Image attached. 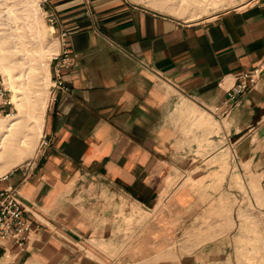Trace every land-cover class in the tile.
<instances>
[{
	"label": "crops",
	"instance_id": "1",
	"mask_svg": "<svg viewBox=\"0 0 264 264\" xmlns=\"http://www.w3.org/2000/svg\"><path fill=\"white\" fill-rule=\"evenodd\" d=\"M41 4L56 19L57 51L68 32L73 63L40 112L3 115L11 107L0 97V117L40 133L35 154L43 134L51 140L25 179L0 161V190H19L31 224L24 247L0 245V264H138L131 252L113 256L115 245L152 250L162 222L200 216L198 196L176 181L204 165L195 154L229 147L238 174L264 168V72L228 96L238 73L264 58V0L197 22L133 0ZM20 139L32 152L30 133Z\"/></svg>",
	"mask_w": 264,
	"mask_h": 264
},
{
	"label": "rangeland",
	"instance_id": "2",
	"mask_svg": "<svg viewBox=\"0 0 264 264\" xmlns=\"http://www.w3.org/2000/svg\"><path fill=\"white\" fill-rule=\"evenodd\" d=\"M38 1L42 8L41 0ZM133 1L183 20L197 22L209 21L222 11L253 0ZM22 3V0H0V63L10 68L7 72L0 67L4 88L2 99L10 102L11 107L3 115L19 113L18 105L13 99L15 93L21 97L24 106V93H32L34 97L29 108L37 112L42 110V101L46 99L48 103L51 98L50 63L54 55L46 59L39 51L55 44L59 48L58 38L42 9L39 24L19 12L14 23H7L6 8L21 7ZM28 24L29 28L26 29L25 25ZM11 26L20 36V47L28 52V64H23L24 66L10 63V59L25 61L20 58L19 53L15 54L10 50ZM47 63L48 71L45 68ZM47 75L48 81H45L44 77ZM40 89H44L41 95L38 92ZM24 122L25 118L15 123V136H6V139L11 137V146L16 147L14 153L17 157L22 155L16 167L35 155L37 137L40 134L32 135L35 128L25 127ZM32 123L29 121V124ZM26 132L30 133L33 150L30 155L25 156L19 145L24 144H20V137ZM5 152L6 148L0 146L2 156ZM195 156V163L203 159L204 165L200 167L197 164L194 168H188L184 176L177 177L176 181H180L178 188L186 190L192 196H198L199 201L193 203H199L200 216L187 221L178 218L170 225L167 221L162 222L160 232L156 235L160 238V244L152 250L142 251L140 247L131 249L125 243H117L112 251L113 256L131 252V257L138 264L152 261H165L167 264H264V168L249 169L245 174H238V168L231 162L234 153L229 147L220 152H198ZM3 165L1 163V167ZM260 165L263 167L264 161ZM145 215L148 216V213ZM127 218L129 222L133 220L132 216Z\"/></svg>",
	"mask_w": 264,
	"mask_h": 264
},
{
	"label": "built area",
	"instance_id": "3",
	"mask_svg": "<svg viewBox=\"0 0 264 264\" xmlns=\"http://www.w3.org/2000/svg\"><path fill=\"white\" fill-rule=\"evenodd\" d=\"M55 17L47 16V21L54 24ZM68 32L66 30L59 33V38L62 42V48L53 57L56 60L54 75L52 78V90L64 89L65 80L62 75V70L69 67L73 63V57L67 48L65 41ZM264 72V58L259 60L251 69L244 70L238 73L236 83L228 90V96L231 99L253 88L259 81ZM4 95V88L2 86V79L0 76V97ZM5 102H8L5 100ZM51 145V140L47 134H43L36 151V154L23 161L19 165V170L22 177L25 179L29 177L36 169L39 157L46 152ZM27 204L20 195L16 187L8 186L0 190V245L7 242L24 247L30 231V221L26 217Z\"/></svg>",
	"mask_w": 264,
	"mask_h": 264
},
{
	"label": "bare ground",
	"instance_id": "4",
	"mask_svg": "<svg viewBox=\"0 0 264 264\" xmlns=\"http://www.w3.org/2000/svg\"><path fill=\"white\" fill-rule=\"evenodd\" d=\"M22 2L23 3H22L21 7H15L14 6V7H9V8L7 7L6 8L7 9V11H6L7 23H11V24L14 23L15 18L17 16V13L19 12V13H22L24 16H26L29 20L33 19V20H35L34 23L39 24L38 18H39V13L42 9L41 6L39 5V1L38 0H22ZM4 12H5V10H4ZM25 27H26V29H28L29 24L25 25ZM21 28H22V26H21ZM9 29H10L9 32L11 34L10 39H12V46H11L10 50L15 54L19 53L21 55L20 58L22 60L23 59L25 60V61H17V60L15 61L13 59L12 60L10 59V63L13 64V62H14V63H17L18 65L19 64H21V65L28 64V60L26 59L29 57V56L27 57L28 52L26 49H22L20 47V36H19V34L17 32H15V30L12 26ZM19 29H20V27H19ZM37 33H39V30H37ZM57 47H58V45H56V44L50 45L49 47H47V49L40 50L39 53L43 58L48 59L51 55H53L57 51ZM32 50L34 51V49H32ZM0 67L3 68L7 72L10 71V68L5 64L0 63ZM45 68H46V71H48V63L46 64ZM8 77L10 78L9 73H8ZM48 77H49L48 75L45 76L44 80L48 81ZM11 86H14V84L11 83ZM43 91H44V89H40V91H38V92L41 95ZM33 97H34V95L32 93L25 92L23 98H24L26 105L24 106L21 97L17 93H15L13 99L15 100L16 104L18 105L20 113H26V112H29V110L31 111V109L29 108V105L32 103ZM45 106H46V99L42 101L41 109L44 108ZM14 120H15L14 117L13 118H11V117H6V118L0 117V135H1L0 146L3 148H6V152H5L6 154L4 156H2L0 153V161H7L6 167L4 168L3 171L9 169L13 165L18 164L20 162V160L22 159V155H19L16 158L10 159V155L12 154V151H13V146H11V142H10L11 137L9 139H6V136L7 135L15 136L14 135V127H15L14 126L15 125ZM37 124L39 125V121L37 122ZM28 151L29 152H25L23 154L26 156V155H30L32 153L31 150H28Z\"/></svg>",
	"mask_w": 264,
	"mask_h": 264
}]
</instances>
